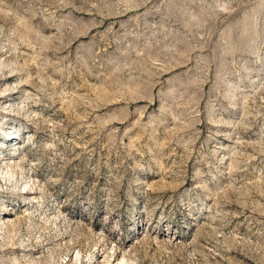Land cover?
<instances>
[{
  "label": "rangeland",
  "instance_id": "rangeland-1",
  "mask_svg": "<svg viewBox=\"0 0 264 264\" xmlns=\"http://www.w3.org/2000/svg\"><path fill=\"white\" fill-rule=\"evenodd\" d=\"M123 257L264 264V0H0V264Z\"/></svg>",
  "mask_w": 264,
  "mask_h": 264
},
{
  "label": "bare ground",
  "instance_id": "bare-ground-1",
  "mask_svg": "<svg viewBox=\"0 0 264 264\" xmlns=\"http://www.w3.org/2000/svg\"><path fill=\"white\" fill-rule=\"evenodd\" d=\"M24 194H32V192H25ZM6 220V222H10V219H5ZM14 247V246H13ZM16 247V246H15ZM22 248V247H21ZM105 254V253H104ZM123 261H125V259H124V257L120 260V263H118V264H122V262ZM28 264H35L33 261H30Z\"/></svg>",
  "mask_w": 264,
  "mask_h": 264
}]
</instances>
